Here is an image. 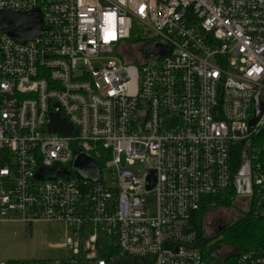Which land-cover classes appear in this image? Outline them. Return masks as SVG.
<instances>
[{
    "label": "built area",
    "instance_id": "2783aa9c",
    "mask_svg": "<svg viewBox=\"0 0 264 264\" xmlns=\"http://www.w3.org/2000/svg\"><path fill=\"white\" fill-rule=\"evenodd\" d=\"M34 9L38 38L0 31V223L63 224L72 255L0 264H209L195 215L241 198L246 161L264 223V0H0ZM57 110L70 136L49 130ZM77 153L98 180L76 173Z\"/></svg>",
    "mask_w": 264,
    "mask_h": 264
},
{
    "label": "rangeland",
    "instance_id": "374dc122",
    "mask_svg": "<svg viewBox=\"0 0 264 264\" xmlns=\"http://www.w3.org/2000/svg\"><path fill=\"white\" fill-rule=\"evenodd\" d=\"M136 31L142 34L144 39L140 44L139 52L147 56L148 49L154 44L149 34L142 28L136 27ZM138 41L131 40L135 45ZM136 64V63H135ZM133 171L138 173L140 165L134 166ZM103 179L111 189L119 188V179L116 168L103 170ZM249 203L240 199L232 201L231 206L216 204L204 210L201 224L205 239L209 241L201 246V251L206 253L220 238H214L217 234L218 222H225L226 226L237 221L242 214L248 211ZM67 231L63 224L38 222L27 226L17 221H3L0 223V260L3 262L19 261H45L70 257L72 252L63 247L66 243ZM236 253L231 246L220 245V249L214 255L215 259H207L209 264H229L226 258ZM233 264V263H232Z\"/></svg>",
    "mask_w": 264,
    "mask_h": 264
},
{
    "label": "water",
    "instance_id": "95a60500",
    "mask_svg": "<svg viewBox=\"0 0 264 264\" xmlns=\"http://www.w3.org/2000/svg\"><path fill=\"white\" fill-rule=\"evenodd\" d=\"M43 19L41 12L37 9L27 12H14L9 10L0 11V31L6 33L11 38L20 43L38 38L42 34ZM153 49H148V55ZM263 108L259 103L258 96L256 97V116L253 124L256 123ZM51 132H59L66 136L71 135V127L65 120L60 119L58 110L51 114V122L49 124ZM73 169L79 176L89 179L98 180L100 178V171L98 164L89 156L83 153H77L72 165ZM249 175V163L246 161L239 173L241 177L236 181L238 188V195L241 199L246 200L250 204L251 188L248 179H244ZM249 209V207H248ZM247 212V211H246Z\"/></svg>",
    "mask_w": 264,
    "mask_h": 264
},
{
    "label": "trees",
    "instance_id": "16d2710c",
    "mask_svg": "<svg viewBox=\"0 0 264 264\" xmlns=\"http://www.w3.org/2000/svg\"><path fill=\"white\" fill-rule=\"evenodd\" d=\"M241 162L242 156L237 154L236 159H234L235 169H238ZM217 202L219 204L224 203L226 206H231L232 203L229 198L222 202L218 199ZM203 213L204 211H201L199 214H196L194 220L195 224L199 225L200 231H203V225L201 224ZM214 238H220V240L208 249L206 253H203L204 260L207 261L209 258L215 259L214 255L220 249V245H227L236 251L233 256L226 258V262L232 264L243 253L264 250V223L254 215L251 206L246 214H242L237 221L229 225L223 233L215 235ZM208 241V239H204L202 246Z\"/></svg>",
    "mask_w": 264,
    "mask_h": 264
},
{
    "label": "flooded vegetation",
    "instance_id": "af4514ba",
    "mask_svg": "<svg viewBox=\"0 0 264 264\" xmlns=\"http://www.w3.org/2000/svg\"><path fill=\"white\" fill-rule=\"evenodd\" d=\"M241 199V198H240ZM239 199V200H240ZM227 227L228 226H226V224H225V222H218V224H217V228H218V230H217V234H221V233H223L226 229H227ZM216 234V235H217Z\"/></svg>",
    "mask_w": 264,
    "mask_h": 264
}]
</instances>
